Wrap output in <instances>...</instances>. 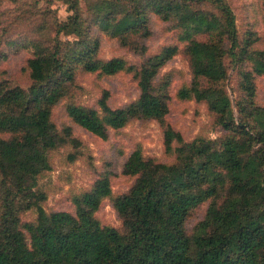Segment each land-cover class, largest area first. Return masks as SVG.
Wrapping results in <instances>:
<instances>
[{"label": "trees", "instance_id": "1", "mask_svg": "<svg viewBox=\"0 0 264 264\" xmlns=\"http://www.w3.org/2000/svg\"><path fill=\"white\" fill-rule=\"evenodd\" d=\"M56 1L71 15L65 21L52 16L55 36L45 35L51 10L35 38L3 37L7 28L0 35L1 51L31 55L28 87L0 81V264H264V106L257 86L264 49L255 47L252 32L240 39L229 2ZM153 19L180 31L193 80L179 97L207 106L225 133L218 139L188 142L168 121L173 76L161 72L179 54L176 45L140 65L99 57L103 38L144 53ZM6 57L0 52V59ZM230 70L238 75L236 98L227 89ZM79 72L131 74L140 94L121 108L110 106L107 92L99 110L68 102L73 124L108 140L110 131L134 120L155 121L174 161L146 158L137 147L123 166V175L136 179L128 193L115 197L107 172L73 199L75 214L48 213L40 178L52 171V152L78 144L71 126L60 129L53 121L54 110L73 97ZM107 199L123 222L122 233L97 218ZM205 203L204 219L189 231V220ZM28 212L36 213L35 221H23Z\"/></svg>", "mask_w": 264, "mask_h": 264}, {"label": "rangeland", "instance_id": "2", "mask_svg": "<svg viewBox=\"0 0 264 264\" xmlns=\"http://www.w3.org/2000/svg\"><path fill=\"white\" fill-rule=\"evenodd\" d=\"M231 5L237 20L238 35L241 40L249 33L254 34L258 49H264V7L261 0H227ZM83 12L87 10L85 1L81 2ZM51 10L48 18V30L45 35L55 36L52 24L55 18L67 20L71 15L67 6L56 0H0V35L3 28L7 38H35V29L44 21L46 11ZM37 15L33 19L31 16ZM179 30L159 19H153V35L146 41V51L136 53L124 48L116 40L102 39L99 57L103 60L121 58L130 65H140L145 59L162 51L168 46H177L179 54L162 70L161 76L172 74L170 87V114L168 121L180 132L188 142L204 137L218 139L224 131L215 124V117L204 103L195 100H183L179 92L189 87L193 80L189 59L185 54V44L179 40ZM200 40H205L201 37ZM7 57L0 59V81L10 85L28 87L30 74L27 61L31 57L27 50L4 48ZM2 50V51H3ZM1 47H0V52ZM76 88L73 97L62 102L55 110L53 121L62 129L71 126L77 147L67 145L51 153L52 171L40 178L39 185L47 193L48 199L44 206L48 213L66 211L75 214L73 199L91 190L95 182L105 173H112L113 195L120 196L130 191L136 179L123 175V166L129 155L141 147L146 158L160 163L174 161L164 145V134L155 121L134 120L120 131H110L108 140L93 135L85 129L73 124L66 113L68 102L99 110V101L107 92L112 108L126 107L139 97L137 82L131 74L119 73L114 76H102L100 73L79 72L76 78ZM258 103L264 106V77L257 79ZM228 92L232 97L238 96V75L230 70L227 82ZM4 136V135H3ZM6 137V136H4ZM75 159V160H74ZM209 203L202 205L189 220L188 229L204 219ZM97 218L103 226L113 227L121 233L123 222L119 218L111 199L104 201ZM24 222H33L35 212L22 215Z\"/></svg>", "mask_w": 264, "mask_h": 264}]
</instances>
